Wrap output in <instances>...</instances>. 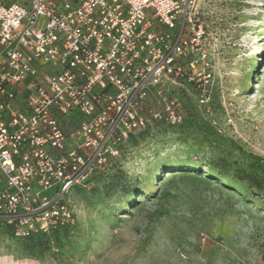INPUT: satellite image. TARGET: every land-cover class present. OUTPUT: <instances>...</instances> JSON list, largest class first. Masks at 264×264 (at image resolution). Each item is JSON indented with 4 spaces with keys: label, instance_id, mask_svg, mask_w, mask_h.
I'll list each match as a JSON object with an SVG mask.
<instances>
[{
    "label": "built area",
    "instance_id": "2783aa9c",
    "mask_svg": "<svg viewBox=\"0 0 264 264\" xmlns=\"http://www.w3.org/2000/svg\"><path fill=\"white\" fill-rule=\"evenodd\" d=\"M204 35L195 0H0V228L73 227V188L180 122L168 95L200 82Z\"/></svg>",
    "mask_w": 264,
    "mask_h": 264
},
{
    "label": "rangeland",
    "instance_id": "374dc122",
    "mask_svg": "<svg viewBox=\"0 0 264 264\" xmlns=\"http://www.w3.org/2000/svg\"><path fill=\"white\" fill-rule=\"evenodd\" d=\"M195 3L207 66L170 89L180 122L161 112L73 188L75 224L48 246L0 231V264H264V0Z\"/></svg>",
    "mask_w": 264,
    "mask_h": 264
},
{
    "label": "trees",
    "instance_id": "16d2710c",
    "mask_svg": "<svg viewBox=\"0 0 264 264\" xmlns=\"http://www.w3.org/2000/svg\"><path fill=\"white\" fill-rule=\"evenodd\" d=\"M148 129V128H147ZM146 129V130H147ZM146 130H144V131H146ZM143 131V132H144ZM142 133V132H141ZM141 133H139V134H141ZM139 134H137L136 136H138ZM132 138V137H131ZM131 138H130V140L129 141H131ZM129 143V142H128ZM208 165L211 167L212 166V168L214 169V172H216V174H217V176L218 177H225L226 176V172L225 171H222V170H220V169H218L216 166H215V163L213 162V163H208ZM197 166L195 165V164H190V169L192 168V170L194 171L195 170V168H196ZM252 170H253V168H250L249 169V173H250V176L251 177H253V176H255V175H253L252 173ZM119 181H120V178H119ZM119 181H116L112 186H111V188H113V189H117V187H120L121 185H120V182ZM68 229H62V230H59V231H56L55 233H54V235L52 236V237H48V239H52L53 237H56V236H58V235H63V234H65V232L67 231ZM0 231L1 232H3V233H5L6 235H8V236H10L11 238H12V236H11V233L9 232V230L8 229H6V228H4V229H2V228H0ZM13 239V238H12ZM48 239L46 238V237H43V236H31L30 238H28V239H25V240H22V241H20V242H25L26 244H27V249H28V252H32V248L34 249L35 247L36 248H38V245H41L42 247L44 246V247H46V246H48ZM15 240V239H14ZM16 241H18V240H16Z\"/></svg>",
    "mask_w": 264,
    "mask_h": 264
},
{
    "label": "bare ground",
    "instance_id": "6f19581e",
    "mask_svg": "<svg viewBox=\"0 0 264 264\" xmlns=\"http://www.w3.org/2000/svg\"><path fill=\"white\" fill-rule=\"evenodd\" d=\"M179 166V165H178ZM178 166H177V168H178ZM212 173V172H211Z\"/></svg>",
    "mask_w": 264,
    "mask_h": 264
}]
</instances>
